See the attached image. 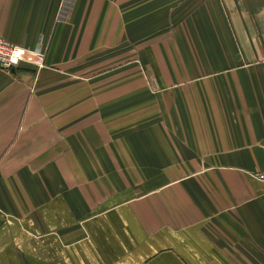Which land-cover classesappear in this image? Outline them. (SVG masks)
Instances as JSON below:
<instances>
[{"label":"crops","instance_id":"obj_1","mask_svg":"<svg viewBox=\"0 0 264 264\" xmlns=\"http://www.w3.org/2000/svg\"><path fill=\"white\" fill-rule=\"evenodd\" d=\"M0 37L42 55L0 66V264H264V0H0Z\"/></svg>","mask_w":264,"mask_h":264},{"label":"built area","instance_id":"obj_2","mask_svg":"<svg viewBox=\"0 0 264 264\" xmlns=\"http://www.w3.org/2000/svg\"><path fill=\"white\" fill-rule=\"evenodd\" d=\"M23 50L29 51L0 37V66L9 69L15 67L20 61L35 62L34 60H29L24 58V56H22L21 54ZM32 53H35L38 56L37 62L42 61L41 54L36 52H32ZM256 176L259 179L264 180V172L258 173Z\"/></svg>","mask_w":264,"mask_h":264},{"label":"rangeland","instance_id":"obj_3","mask_svg":"<svg viewBox=\"0 0 264 264\" xmlns=\"http://www.w3.org/2000/svg\"><path fill=\"white\" fill-rule=\"evenodd\" d=\"M67 2L69 3L70 2V0H67ZM64 11H66L65 9H64ZM93 57H90V58H88V60H87V67H88V74H91L92 72H91V68L93 69V68H95L94 66V63H96V62H99L101 59H104V60H106L107 58H106V56H102V58H98V59H95V60H93L92 59ZM104 63H105V61H104ZM91 66V67H90ZM88 76H91V75H88ZM89 78V77H88ZM124 112H122V110L120 109V112H119V119H118V123H126V122H129L128 120H126V117H127V110L126 109H124L123 110ZM104 126L105 125H110V123H111V120L110 119H108V120H105L104 122ZM126 126H128L127 124H125ZM153 186V185H152Z\"/></svg>","mask_w":264,"mask_h":264},{"label":"bare ground","instance_id":"obj_4","mask_svg":"<svg viewBox=\"0 0 264 264\" xmlns=\"http://www.w3.org/2000/svg\"><path fill=\"white\" fill-rule=\"evenodd\" d=\"M22 56L24 58L29 59V60H34L35 62L38 61V56L35 53L29 52V51H22L21 52Z\"/></svg>","mask_w":264,"mask_h":264}]
</instances>
